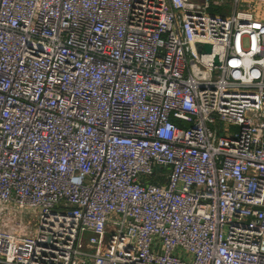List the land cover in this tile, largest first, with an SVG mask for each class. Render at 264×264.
Listing matches in <instances>:
<instances>
[{"label":"built area","instance_id":"obj_1","mask_svg":"<svg viewBox=\"0 0 264 264\" xmlns=\"http://www.w3.org/2000/svg\"><path fill=\"white\" fill-rule=\"evenodd\" d=\"M0 264H264V0H0Z\"/></svg>","mask_w":264,"mask_h":264},{"label":"rangeland","instance_id":"obj_2","mask_svg":"<svg viewBox=\"0 0 264 264\" xmlns=\"http://www.w3.org/2000/svg\"><path fill=\"white\" fill-rule=\"evenodd\" d=\"M211 12L216 13V14H221V15H228L231 14V10L228 8H223V7H213ZM229 130L231 131H236L237 129L235 127H230Z\"/></svg>","mask_w":264,"mask_h":264},{"label":"water","instance_id":"obj_3","mask_svg":"<svg viewBox=\"0 0 264 264\" xmlns=\"http://www.w3.org/2000/svg\"><path fill=\"white\" fill-rule=\"evenodd\" d=\"M199 50L201 52L210 53L211 52V46L209 44H203L199 46ZM215 64H217V60H215Z\"/></svg>","mask_w":264,"mask_h":264}]
</instances>
